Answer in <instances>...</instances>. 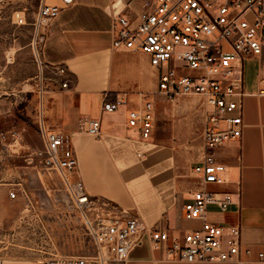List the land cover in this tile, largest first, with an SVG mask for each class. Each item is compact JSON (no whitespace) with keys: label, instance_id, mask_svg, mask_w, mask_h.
<instances>
[{"label":"built area","instance_id":"built-area-1","mask_svg":"<svg viewBox=\"0 0 264 264\" xmlns=\"http://www.w3.org/2000/svg\"><path fill=\"white\" fill-rule=\"evenodd\" d=\"M21 1L24 2L0 0V15ZM73 4L74 0H62L61 6L39 0L29 23L32 30L29 46L37 67L39 94L36 123L44 145V150L35 152V157L61 177L72 203L82 214L95 253L74 261L50 259L45 264H128L132 252L140 246L161 249L164 260L173 262H242L243 253L250 252L244 249L242 226L221 225L207 218L210 205L222 211L234 204L240 208L241 189L232 192L208 187L226 182L228 167L216 152L233 139L239 140L241 187L246 126L245 64L257 58L260 70L264 71V0H145L136 18L121 11L111 15V47L150 56L151 65L158 71L155 94L169 100L179 94L199 95L205 106V153L193 167L200 188L183 204L181 217L200 225L175 230L167 220L148 225L119 203L89 194L79 178L76 151L67 135L49 120L51 90L56 86L67 88L70 81L66 64L46 59V43L56 19ZM18 8L14 14L17 23L27 24L26 7ZM259 94H264V87ZM141 98L142 105L129 113L128 125L147 140L154 132L155 102L149 93L141 94ZM127 101V95L114 101L105 98L101 111H117ZM80 131L101 139V118H82ZM17 136L16 131L0 132V166L7 157L4 150L9 152ZM27 160L34 161L32 157ZM13 186L17 188L9 191L12 198L17 197L16 191H25L22 181ZM259 258L263 260L264 254L260 253Z\"/></svg>","mask_w":264,"mask_h":264},{"label":"crops","instance_id":"crops-1","mask_svg":"<svg viewBox=\"0 0 264 264\" xmlns=\"http://www.w3.org/2000/svg\"><path fill=\"white\" fill-rule=\"evenodd\" d=\"M144 1L74 0L61 12L50 29L45 53L50 63L67 65L70 82L67 88L56 86L51 90L49 120L77 148L79 178L89 194L138 209L133 214L143 215L145 223L156 222L168 213L167 224L174 230L198 226L200 222L181 217L183 204L200 188L193 167L205 153L202 98L179 94L169 100L152 94V136L143 140L139 131L128 125L130 111L142 105L141 94L156 92L158 71L148 54L111 47V15L121 11L136 18ZM46 3L61 6L62 0ZM262 76L259 59L247 60L241 187L237 139L216 152L228 167L226 182L208 187L232 192L241 189L240 208L234 204L222 211L210 205L207 218L221 225L240 224L244 249L250 252L243 253L240 263H187L164 260L161 249L140 246L132 252L128 264H264V259L259 258L260 253L264 254V94H259L264 87ZM124 95L128 101L117 111H101L105 98L114 101ZM84 117L102 120L103 137L97 145L85 143L86 133L80 131Z\"/></svg>","mask_w":264,"mask_h":264},{"label":"rangeland","instance_id":"rangeland-1","mask_svg":"<svg viewBox=\"0 0 264 264\" xmlns=\"http://www.w3.org/2000/svg\"><path fill=\"white\" fill-rule=\"evenodd\" d=\"M38 3L24 0L0 15V132L16 131L21 144L12 143L9 152L4 150L7 157L0 166V179L4 177L0 181V264L74 261L95 253L82 214L72 203L61 177L35 157V152L44 150L35 112L39 97L37 67L29 46V23ZM19 5L26 7L28 24L17 23L14 14L20 10ZM149 94L152 97L155 92ZM84 140L87 145H97L98 141L87 133ZM69 144L79 161L77 148L71 140ZM30 157L34 161H28ZM19 181L25 191H16L17 197L12 198L9 191L17 188L13 185ZM122 206L144 218L140 212L142 217L133 214L138 209ZM166 220L168 213L156 222Z\"/></svg>","mask_w":264,"mask_h":264},{"label":"bare ground","instance_id":"bare-ground-1","mask_svg":"<svg viewBox=\"0 0 264 264\" xmlns=\"http://www.w3.org/2000/svg\"><path fill=\"white\" fill-rule=\"evenodd\" d=\"M13 145H14V144H13ZM15 145H16V146L21 145L20 142H19V139L16 140V144H15ZM15 145H14V146H15ZM42 177H43V176H42Z\"/></svg>","mask_w":264,"mask_h":264}]
</instances>
